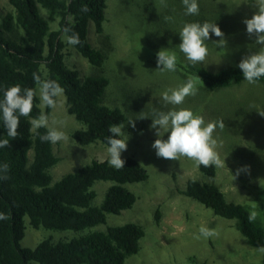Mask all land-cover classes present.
<instances>
[{"label":"rangeland","instance_id":"rangeland-1","mask_svg":"<svg viewBox=\"0 0 264 264\" xmlns=\"http://www.w3.org/2000/svg\"><path fill=\"white\" fill-rule=\"evenodd\" d=\"M198 3L199 15H186L182 0H163V3L161 0H107L104 32L97 33L94 23L90 22L88 33L94 47L108 52L102 68L95 67L74 45L68 44L65 32L61 34L69 68L77 70L81 78L103 74L109 79L104 102L121 108L127 116L123 122L126 133L123 138L128 139V147L121 158L138 159L149 173L144 181L126 184L137 196L132 207L120 214L109 213L106 223L83 231L104 230L107 226L127 222L142 225L145 235L141 239V248L125 264H198L203 261L209 264H263V253L248 242L234 219L215 214L211 208L182 192L189 179L214 181L224 191L227 200L243 203L249 210L256 202L258 219L264 225V188L260 186V180L264 179V117L258 113L264 111V83L250 85L244 79L241 83L216 90L201 83L198 93L186 97L181 105L166 104L162 99L164 91L178 88L190 76L178 68L174 72L157 71V52L161 49L175 51L180 60L187 61L177 47L182 42L179 31L185 23H216L224 33L227 41L224 49L212 44L220 39L214 34L207 41L209 55L201 64L209 70L237 65L244 56L257 50L249 48L254 38H249L243 23L257 10L252 6V0H198ZM12 10L8 0H0V18L2 12ZM52 28H60L58 22L53 23ZM2 30L6 31L3 25ZM18 34H21L20 30ZM40 106L45 111V105L40 102ZM173 108L191 109L202 115L205 123L224 122L225 127H217L213 135L218 141L217 151L221 159H226V165L217 168L214 178L187 157L178 161L156 155L152 145L159 137L150 127L151 118L154 111L167 112ZM48 116L49 126L58 128L67 136L66 140L53 145L59 161L49 169L51 184L94 158L109 159L106 144L97 141L80 145L72 138V132L84 124L68 112L64 93L57 98V106ZM141 117L148 118L139 119ZM135 119L136 127L133 128L127 121ZM169 134L166 133L163 139L166 140ZM28 156L32 162L33 149L29 150ZM244 166H250V172H241L233 179L237 169ZM113 183L110 180L95 182L94 206L102 204ZM24 221L26 228L21 245L25 248L33 249L44 239L57 242L82 233L37 229L28 215ZM201 226L215 229L217 235L196 239ZM27 264L40 263L29 258Z\"/></svg>","mask_w":264,"mask_h":264},{"label":"trees","instance_id":"trees-1","mask_svg":"<svg viewBox=\"0 0 264 264\" xmlns=\"http://www.w3.org/2000/svg\"><path fill=\"white\" fill-rule=\"evenodd\" d=\"M8 1L13 10L2 12L0 18V99L6 88L17 84L22 89H35L34 73L42 80H55L64 89L68 112L84 124L72 132V138L80 145L100 141L109 146V125L125 122L127 116L121 108L105 104L109 85L105 75L81 78L77 70L69 68L61 37L63 32L67 35L78 33L80 43L74 45L75 48L95 67L102 68L108 52L94 47L88 33L90 22L94 23L97 33L104 32L107 0ZM85 7L87 11L83 10ZM55 22L60 28H52ZM1 24L10 34L2 30ZM238 64L212 71L201 63L192 65L178 58L177 68L187 75H198L206 88L216 90L245 79ZM259 82L264 83V78ZM51 110L45 106L43 111L37 94L31 116L20 118L19 135L12 140L6 137L7 129L0 120V139L10 140L9 146L0 148V165H9V178L0 179V213L7 217L0 220V264H27L29 258L40 264H125L141 248V239L145 235L142 225L127 222L107 226L104 230L83 231L106 223L109 213L120 214L132 207L137 196L126 184L146 180L148 170L134 157H127L125 167L119 170L110 166L108 160L94 158L51 184L49 169L59 158L54 154L53 144L40 139L46 129L30 131L29 124L31 118L41 112L48 115ZM30 149L34 150L32 162L28 156ZM199 168L212 178L216 176L214 166L201 165ZM98 180L114 183L107 189L102 204L94 206L96 192L93 186ZM182 192L211 208L215 214L234 219L236 227L252 246H264L262 222L258 218L249 222L248 206L227 200L214 181L189 179ZM26 215L37 229L82 233L57 242L44 239L33 249L25 248L21 239L25 234ZM262 262L264 264V253Z\"/></svg>","mask_w":264,"mask_h":264},{"label":"clouds","instance_id":"clouds-1","mask_svg":"<svg viewBox=\"0 0 264 264\" xmlns=\"http://www.w3.org/2000/svg\"><path fill=\"white\" fill-rule=\"evenodd\" d=\"M163 3V0H161ZM186 15H199L198 0H182ZM252 6L257 10L250 19L246 18L243 23L246 24V31L249 38H254V43L249 48H256V51L244 56L238 64L242 70L245 81L250 85L257 84L261 78H264V0H252ZM87 11V7L83 9ZM171 20V17H166ZM67 31H71L68 29ZM214 34L220 39L213 41L216 48L224 49L227 41L224 39V33L221 28L212 22L205 21L185 23L179 31L181 43L177 46L180 53L186 57L192 65L203 63L209 55V41ZM66 42L70 45L80 43L78 33L72 35L66 34ZM178 56L175 51L161 49L157 52V71L174 72L177 70ZM35 84L34 88H23L17 84L8 87L3 92V99H0V120L3 121L7 129L8 138L18 137V128L21 117H30L34 108V100L39 95L40 102L52 109L57 106V98L63 95V87L55 80H42L37 73L33 74ZM203 84L202 79L196 76H189L185 83L176 89L164 91L162 99L166 104L181 105L186 97L195 96L198 91V85ZM259 115L264 117V111H258ZM148 117H141L144 119ZM151 128L155 130L157 138L152 147L156 150L158 157L170 160H180L181 157H187L194 161L197 167H216L222 168L226 165L225 160L221 159L217 151L218 141L214 137L217 127L223 129L225 124L222 120L205 123L202 115L194 113L188 108H173L167 112L154 111L152 116ZM135 120H128L127 123L135 128ZM30 131H36L40 128L46 129V132L40 135L42 142H50L55 145L67 139L65 132L56 127L49 126V116L41 112L37 117L29 120ZM125 123H113L109 125L110 135L107 138L108 163L113 168L119 170L125 167V160L121 158L122 152L127 150L128 139H124L126 133L123 131ZM166 133H170L167 139H163ZM8 138L0 139V148L9 146ZM9 165L7 163L0 165V179L7 180ZM241 172H250V166H244L237 169L236 179ZM264 179L260 180V186L264 188ZM258 204L253 202L250 206L248 220L255 222L259 216L257 211ZM6 215L0 213V220L6 219ZM215 229L201 226L199 235L207 239L216 236ZM260 253H264V246L258 248Z\"/></svg>","mask_w":264,"mask_h":264}]
</instances>
